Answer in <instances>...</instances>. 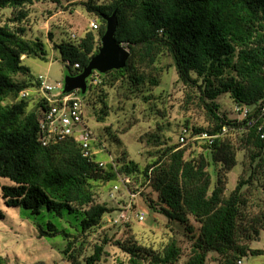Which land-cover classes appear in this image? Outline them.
<instances>
[{
    "label": "trees",
    "instance_id": "16d2710c",
    "mask_svg": "<svg viewBox=\"0 0 264 264\" xmlns=\"http://www.w3.org/2000/svg\"><path fill=\"white\" fill-rule=\"evenodd\" d=\"M39 1L43 0H0V10L14 11L9 23L0 24V178L9 180L1 184L0 194L5 205L22 207L34 215H39L42 208L59 218L73 214L78 217L82 234L115 210L94 200L93 184L112 182V186L123 175L129 179L127 187L138 192L137 200L147 202V209L179 223L191 234L189 252L182 264H206L210 253L217 256V264H246L242 260L249 255L263 254L264 250L252 248L251 242L252 234L257 235L264 227L243 223L247 216L242 187L256 170L264 176V0L81 2L96 17L97 27H90L77 40L54 44L68 74L81 72L98 52L105 31L104 16L115 9V38L129 51L123 68L94 71L87 78L86 92L78 90L85 111L91 92H96L93 105L100 104L94 110L96 119L103 122L109 115L107 88L118 85L124 94L137 96L157 87L162 71L157 62L168 56L178 81L189 88L185 109L196 101L194 105L204 114L201 124L187 121L181 127L188 128L190 137L201 132L215 135L211 143H181L178 133L176 142L167 145L152 133L146 142L162 147L155 149L153 158L143 167L122 154L111 156L100 166L96 157L104 151L92 155V159L85 157L74 136L47 145L39 141V122L51 104L39 93L20 94L39 86V74L33 75L22 57L44 59L47 55L40 38L25 37L23 25L28 15L23 8ZM49 37L52 39L51 33ZM74 63L79 67H73ZM223 94L234 104L248 107V114L238 118L220 111L217 98ZM96 136L99 141L91 146H105L100 135ZM241 149L248 152L254 170L248 179H239L226 195L227 173L236 166V154ZM148 190L156 194L155 201L145 197ZM135 202H131V211ZM190 217L199 224L196 230L189 223ZM131 221L130 217L120 222L130 227ZM36 233L38 238L61 236L66 241L63 252L68 254L67 260L70 264L80 263L84 249L77 252L74 246L79 233H71L51 220L36 223ZM109 244L127 254L125 264H177L182 255L175 238L158 249L141 245L133 235L123 240L104 236L93 244L92 253L82 257L84 264L100 261Z\"/></svg>",
    "mask_w": 264,
    "mask_h": 264
},
{
    "label": "rangeland",
    "instance_id": "374dc122",
    "mask_svg": "<svg viewBox=\"0 0 264 264\" xmlns=\"http://www.w3.org/2000/svg\"><path fill=\"white\" fill-rule=\"evenodd\" d=\"M83 1L85 0H59L58 2L43 0L23 8L28 13L23 21L26 29L25 37L27 39L40 38L45 43L47 51L44 59L33 55L22 57V63L30 69L33 75L47 74L53 84L64 83L68 70L59 53L55 51L54 44L68 41V39L77 40L90 30L91 22H97L96 17L82 6ZM13 13L14 11L10 8L0 10V24L9 23ZM50 33L52 39L49 37ZM157 65L162 68V71L159 76L160 83L155 88L138 93L137 96L130 95L128 92L124 94L125 91L118 85L114 88H107L108 96L105 101L109 115L103 122L97 121L94 111L100 107L97 102L93 105L96 101V92L89 93L88 102L86 101L87 122L95 135H100L104 140L106 149L110 152V155L106 150L98 154L97 160L107 161L111 156L122 154L126 159L137 162L140 167H143L151 161L155 149L162 147L146 142L152 133L159 135L160 143L166 141L168 145L176 142L181 126L185 122L191 121L197 125L203 122V110L194 105L196 101L189 103L185 109V98L189 88L178 81L170 57H161ZM127 94L128 98L125 96ZM79 95L82 96L80 93ZM217 102L221 106L220 111L226 112L230 117L236 116L233 111L234 103L227 94L220 95ZM32 105L31 100L30 107ZM247 154L245 149L237 151V164L227 173L226 195L239 179H248L252 169L254 170L249 165ZM7 182H9L7 178H0V186ZM111 184L112 182L93 184L94 200L106 203L108 207L115 209L114 212L112 215H104L98 226L82 234L78 226V217L73 214H65L59 218L42 208L39 215H34L19 206H6L0 194V211L3 214L0 218L1 264H70L67 260L68 254L63 252L66 241L61 236L37 237L36 223L45 224L48 220L65 227L71 233H79L74 245L77 252L84 249L83 255L79 257V264H84L82 257L92 253L93 244L102 241L104 236L123 240L129 235H133L141 245L158 249H161L170 238H175L182 250L177 264H182L189 252L191 234L179 223L169 221L160 213L151 212L147 209V202L143 204L137 198L134 211H129V213L142 211L145 215L144 220L137 221V218L131 215L130 227H125L123 222H118L114 226L110 219L119 215L122 206L128 204L129 196L125 191V186L120 185L116 198L110 199L106 192ZM242 193L246 201L243 211L247 216V219L243 220L244 225L264 227V176L260 170H256L250 182L242 187ZM146 194L145 197L153 201L157 198L151 190H148ZM189 223L195 230L199 227L192 217L189 218ZM252 235L254 238L251 242L252 248L264 250V229H259L257 235ZM105 250L106 255L102 256L96 264H125L127 262V254L118 247L109 244L106 245ZM216 259L217 256L210 253L206 264H217ZM242 261L246 264H264V253L249 255Z\"/></svg>",
    "mask_w": 264,
    "mask_h": 264
},
{
    "label": "built area",
    "instance_id": "2783aa9c",
    "mask_svg": "<svg viewBox=\"0 0 264 264\" xmlns=\"http://www.w3.org/2000/svg\"><path fill=\"white\" fill-rule=\"evenodd\" d=\"M91 26L96 28L95 22H91ZM73 67L78 68L79 63H74ZM39 86L31 90H23L21 96L29 95V93H39L44 99L51 105L43 113L39 122V141L43 145L56 142L66 136H74L82 151L83 156L92 159V155L98 154L106 150V147L102 144L101 147H92L93 142H98V137L91 130L87 120L86 111L84 108L83 99L78 94V90L70 92H63V84L57 82L53 84L47 74H39ZM60 87V88H59ZM57 89V90H54ZM233 111L236 117H245L249 108L239 104L233 105ZM261 111L264 112V104L261 107ZM225 127H223V130ZM215 135H210L207 132H201L190 137V132L187 127H181L179 131V141L181 143H187L190 140H207L209 143ZM99 165L104 164L99 160ZM128 177L119 175V182H115L106 192V195L110 199H115L116 194L120 190V185L125 186V191L129 196V202L127 205L122 206L117 217H112L111 222L118 223L120 221H126L130 219L129 213L131 202L137 198L138 192H132L126 185ZM138 221L144 220V212L136 211L132 212ZM239 263H242L239 261Z\"/></svg>",
    "mask_w": 264,
    "mask_h": 264
},
{
    "label": "water",
    "instance_id": "95a60500",
    "mask_svg": "<svg viewBox=\"0 0 264 264\" xmlns=\"http://www.w3.org/2000/svg\"><path fill=\"white\" fill-rule=\"evenodd\" d=\"M105 31L100 39L98 52L93 55L87 65L76 75L67 74L64 78L63 92L87 90V78L92 72L105 73L108 70L123 68L129 56L126 46L118 42L115 32L118 25L116 9L109 15L104 16Z\"/></svg>",
    "mask_w": 264,
    "mask_h": 264
}]
</instances>
